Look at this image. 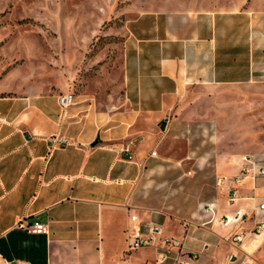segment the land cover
Masks as SVG:
<instances>
[{
  "label": "crops",
  "instance_id": "1",
  "mask_svg": "<svg viewBox=\"0 0 264 264\" xmlns=\"http://www.w3.org/2000/svg\"><path fill=\"white\" fill-rule=\"evenodd\" d=\"M219 25L208 13L132 20L115 109L64 112L50 95L0 98V264H154V250L128 252L133 214L161 224L166 236L186 237L196 264H235L227 256H241L239 246L222 239L231 229L210 222L205 206L214 203L221 215L218 181L238 173L240 157L226 164L214 152L218 139L205 134L212 129L202 103L205 92L250 80L253 50L251 39L223 38ZM124 145L130 161L120 154ZM238 195L234 207L252 214L264 202V179ZM36 221L49 233L25 228ZM223 241L229 247L219 257ZM262 245L264 231L241 248Z\"/></svg>",
  "mask_w": 264,
  "mask_h": 264
},
{
  "label": "rangeland",
  "instance_id": "2",
  "mask_svg": "<svg viewBox=\"0 0 264 264\" xmlns=\"http://www.w3.org/2000/svg\"><path fill=\"white\" fill-rule=\"evenodd\" d=\"M165 13H208L221 21L223 38L251 39L250 80L205 92L201 117L226 164L264 155V0H0V98L73 94L74 107L115 109L129 24ZM228 247L220 243L218 256ZM250 253L264 264V245Z\"/></svg>",
  "mask_w": 264,
  "mask_h": 264
},
{
  "label": "built area",
  "instance_id": "3",
  "mask_svg": "<svg viewBox=\"0 0 264 264\" xmlns=\"http://www.w3.org/2000/svg\"><path fill=\"white\" fill-rule=\"evenodd\" d=\"M58 105L65 112L75 105L73 94H61L58 96ZM60 143H66L61 140ZM122 157L130 161L133 158V151L129 145H124L120 149ZM153 153L152 155H155ZM239 170L236 175L223 176L219 179L218 185L221 187L224 196V208L217 216V208L214 203L205 206L206 211L212 215L211 221L218 220L222 228H229L231 231L222 239L230 242L234 246H239L241 256L230 254L228 261L235 264H258L251 253L241 248L247 235L259 236L264 231V202H258L252 214H248L241 208L236 209L239 197V187L245 183H250L252 189L256 188L259 180L264 179V155H243L239 158ZM120 182V181H119ZM255 198L254 196L252 197ZM230 209V211H227ZM131 226L127 230L128 252H135L141 249H152L155 252L154 264H196L199 258L198 253L185 251L186 237L176 238L166 236L161 224L142 220L138 215L130 216ZM25 228L33 234H48V226L41 222L26 223ZM246 228V229H245ZM243 230V231H242ZM210 244H204L202 252H209ZM10 264V263H8Z\"/></svg>",
  "mask_w": 264,
  "mask_h": 264
}]
</instances>
